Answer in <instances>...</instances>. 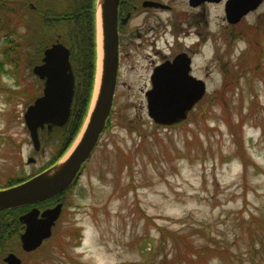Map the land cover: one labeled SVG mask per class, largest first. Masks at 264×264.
Listing matches in <instances>:
<instances>
[{
  "label": "rangeland",
  "instance_id": "rangeland-1",
  "mask_svg": "<svg viewBox=\"0 0 264 264\" xmlns=\"http://www.w3.org/2000/svg\"><path fill=\"white\" fill-rule=\"evenodd\" d=\"M38 14L28 20V57L15 68L3 57L0 31V188L51 165L67 139L65 128L44 127L35 150L24 122L43 88L32 72L42 56L38 43L43 48L64 34L57 30L61 23H41ZM224 18L222 5H214L209 24L200 25L193 73L206 91L178 124L158 125L148 116L145 91L157 57L130 50L109 128L63 194L51 237L25 254L13 233L2 255L13 251L21 264H191L190 258L194 264H264V0L235 24ZM171 234L185 235L203 261L183 248L179 253Z\"/></svg>",
  "mask_w": 264,
  "mask_h": 264
},
{
  "label": "water",
  "instance_id": "water-1",
  "mask_svg": "<svg viewBox=\"0 0 264 264\" xmlns=\"http://www.w3.org/2000/svg\"><path fill=\"white\" fill-rule=\"evenodd\" d=\"M262 0H227L225 14L229 22H237ZM119 0H96L97 58L100 56V76L94 88L84 123L68 151L53 165L32 177L0 188V211L19 208L54 197L71 186L90 157L111 113L118 68L117 6ZM100 27V28H99ZM100 29V47L98 32ZM69 49L55 42L43 51L41 63L33 72L44 79L42 95L30 104L24 121L35 150L40 147L39 128L63 126L70 113L74 94V74L69 61ZM189 58L178 55L173 62L159 65L152 75V88L146 94L148 115L159 124L170 125L187 116V112L204 95L201 79L189 74ZM98 64V60H97ZM97 73V69H96ZM32 161V158L28 159ZM61 203L40 211L33 207L19 216L24 225L20 233L21 246L32 251L49 238L59 217ZM7 264H20L14 253L4 258Z\"/></svg>",
  "mask_w": 264,
  "mask_h": 264
},
{
  "label": "trees",
  "instance_id": "trees-1",
  "mask_svg": "<svg viewBox=\"0 0 264 264\" xmlns=\"http://www.w3.org/2000/svg\"><path fill=\"white\" fill-rule=\"evenodd\" d=\"M41 1H47L48 4L41 6L38 0L33 3L34 7L41 8L38 14V10L34 11V8L27 3L29 0H0V31L4 32L6 37V46H4L2 53L4 54L3 57L10 61L14 68L17 67L18 61H21V57H28L25 52V39L28 37V33H32V27L28 20L33 17V13L38 14L41 23H47V19L50 22L49 25L53 27H56L58 23L63 25L64 28H57V30L59 34L64 32L59 38L66 41L71 50V59L75 62V67H73L75 85L70 116L64 126L58 127L65 128L67 133L61 155L80 130L92 97L96 67L95 5L94 0H65L68 5L58 4L55 0ZM55 4L60 7L54 8ZM62 7H64V10L60 9ZM20 26L24 27L27 32L20 34L18 32ZM42 26L44 27V25ZM57 36L59 35L54 34V37L58 38ZM42 43L41 41L38 43L40 52L44 48H42ZM0 61L2 60L0 59ZM1 64L2 62H0V67ZM121 156L125 158L123 153H121ZM21 180L11 182L9 185ZM23 210L11 209L0 212V247L8 241L13 233L18 231L19 222L17 217ZM170 240L172 246L179 253L183 248L190 255L196 254L198 261H203L199 249L196 246L193 247L185 235L171 234ZM178 240L183 243V247L177 243ZM187 260L194 264L191 258Z\"/></svg>",
  "mask_w": 264,
  "mask_h": 264
},
{
  "label": "flooded vegetation",
  "instance_id": "flooded-vegetation-1",
  "mask_svg": "<svg viewBox=\"0 0 264 264\" xmlns=\"http://www.w3.org/2000/svg\"><path fill=\"white\" fill-rule=\"evenodd\" d=\"M226 2L227 0L219 2L216 0H119L117 7L118 68L116 87L122 62L128 56L130 57L131 49H133L134 56L141 54V51H147L150 56L153 52L157 57V61L150 64V87L145 91V94L151 89L154 69L159 65L173 62L177 55L186 54L190 60L189 74L195 76L193 73L194 58L199 53L200 25L201 23L202 25L209 24L208 14L214 5H222L225 9ZM161 13L169 14V16L162 18ZM240 20H243V16ZM224 26L227 28L229 25L226 23ZM57 41L56 39L54 42ZM53 201L61 202L63 205V195L43 202L42 206L49 207ZM23 230L24 225L19 222L18 238ZM21 250L25 254L32 253L26 252L22 248ZM5 255H2L0 251V264H6Z\"/></svg>",
  "mask_w": 264,
  "mask_h": 264
},
{
  "label": "bare ground",
  "instance_id": "bare-ground-1",
  "mask_svg": "<svg viewBox=\"0 0 264 264\" xmlns=\"http://www.w3.org/2000/svg\"><path fill=\"white\" fill-rule=\"evenodd\" d=\"M100 28V27H99ZM100 38H101V34H100V29L98 32V39H99V47H100ZM100 56H101V52L99 50V56H98V64H97V74H96V85L98 84L99 81V76H100ZM96 89V88H95Z\"/></svg>",
  "mask_w": 264,
  "mask_h": 264
}]
</instances>
